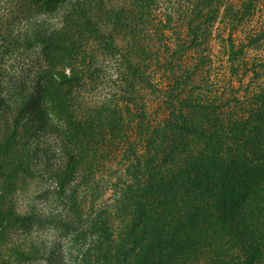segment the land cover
<instances>
[{"label":"trees","instance_id":"16d2710c","mask_svg":"<svg viewBox=\"0 0 264 264\" xmlns=\"http://www.w3.org/2000/svg\"><path fill=\"white\" fill-rule=\"evenodd\" d=\"M11 44L0 264H264V0H0Z\"/></svg>","mask_w":264,"mask_h":264},{"label":"rangeland","instance_id":"374dc122","mask_svg":"<svg viewBox=\"0 0 264 264\" xmlns=\"http://www.w3.org/2000/svg\"><path fill=\"white\" fill-rule=\"evenodd\" d=\"M38 19L41 20V18ZM37 20L33 21L32 19L30 22L34 23ZM25 26L26 23L21 25L16 24L13 28L12 36L22 40L20 32H22ZM7 48L0 47V66L3 73L5 90H13L15 92L17 91L16 88L20 87L21 84H33L30 79L34 77L38 69L42 68H40L39 61L36 58L38 46L32 44L29 47H25L24 44H11Z\"/></svg>","mask_w":264,"mask_h":264}]
</instances>
